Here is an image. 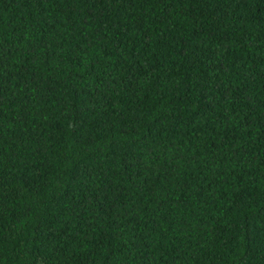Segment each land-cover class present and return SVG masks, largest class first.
<instances>
[{
  "label": "trees",
  "instance_id": "obj_1",
  "mask_svg": "<svg viewBox=\"0 0 264 264\" xmlns=\"http://www.w3.org/2000/svg\"><path fill=\"white\" fill-rule=\"evenodd\" d=\"M0 264H264V0H0Z\"/></svg>",
  "mask_w": 264,
  "mask_h": 264
}]
</instances>
